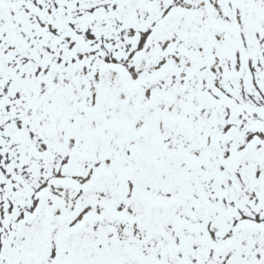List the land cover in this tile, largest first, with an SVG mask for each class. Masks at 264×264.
<instances>
[{"label":"snow or ice","instance_id":"1","mask_svg":"<svg viewBox=\"0 0 264 264\" xmlns=\"http://www.w3.org/2000/svg\"><path fill=\"white\" fill-rule=\"evenodd\" d=\"M0 264H264V0H0Z\"/></svg>","mask_w":264,"mask_h":264}]
</instances>
